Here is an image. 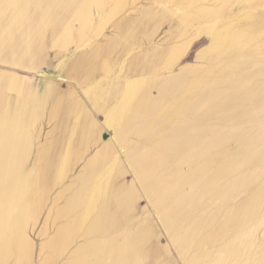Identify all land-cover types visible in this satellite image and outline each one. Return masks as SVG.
<instances>
[{"label":"rangeland","instance_id":"374dc122","mask_svg":"<svg viewBox=\"0 0 264 264\" xmlns=\"http://www.w3.org/2000/svg\"><path fill=\"white\" fill-rule=\"evenodd\" d=\"M5 84L0 264H264V0H0ZM161 84L181 133L121 131Z\"/></svg>","mask_w":264,"mask_h":264},{"label":"bare ground","instance_id":"6f19581e","mask_svg":"<svg viewBox=\"0 0 264 264\" xmlns=\"http://www.w3.org/2000/svg\"><path fill=\"white\" fill-rule=\"evenodd\" d=\"M128 62H130V61H128ZM125 64H127V63H125ZM157 68H158V65H157ZM145 94H146V92H145ZM169 101H170V99L168 100L167 90H166V85L165 84H161L159 86L158 94L156 96L145 97L143 100H142V97H138V96L133 97L130 100V103L131 104H130V106L128 108L129 110L126 111L124 117L122 115V120H120L124 127L121 128V129L119 128V129L121 131H123V132H127L128 131L129 133H133V132L134 133H140V131L145 130V132H146L149 128H151V129L154 128L153 127V124H155V123L163 122V124H166V123H169L170 124V126H168L167 129H168V131H170L171 134H174L177 131L181 133V130L183 128V127L180 126L181 118L179 116L175 117V115H174V110L175 109L169 110V107H170ZM124 104H126V103H124ZM178 113L179 112H177V114ZM144 117L146 119H144ZM147 119H149L148 122H147ZM120 121H119V123H120ZM119 123H118L117 126L120 125ZM120 126H122V125H120ZM150 130H149V133H150ZM119 135L121 137L123 136L121 134H119ZM175 137L180 138L179 136H175ZM149 140H151V139H149ZM193 148H194V150H197V151H195V155H198V154H200L202 145H200V143H195V147H193ZM163 152H165V151H163ZM100 153H104L105 154L104 156L103 155H100V157H102L101 159L103 160V162H104V160H106L104 162L105 167L102 166L101 167V169H102L101 171H94V170L93 171H90L89 172V175H88V177L91 180V184H92V188H93L91 193L94 194V196H93V197H95L94 198L95 199L94 201H97L98 198H101V197L104 198V197H108L109 196V193L107 191L108 183H106L108 181L105 179V175L112 168V164L107 163V161L108 162L110 161L109 160L110 159V152L105 149V150L101 151ZM128 153H129V155H133L131 151L128 152ZM134 157H136V156H134ZM148 167H150V165ZM95 170H97V168ZM138 172L140 173V171H138ZM106 177H107V175H106ZM131 192L132 191L130 189H128L124 193L125 196L123 198H120L121 200H119V199H117V200H119L120 203L121 202L129 203V202H127L126 199H127V196L128 197H131V195H132ZM93 206H95V207H93ZM101 209H102L101 206L99 207V209H98V207L96 208V204L90 205L87 208V210L88 211H91V213L94 210H97L98 211V210H101ZM125 216H127V213L122 214V217L121 218H125ZM178 219L179 218H177V217H171L170 218V223H169L170 224V227L174 228L173 227V226H175L174 223L175 222H178ZM178 226H180V223H179ZM218 250L219 249L217 248L215 250V252L213 251L214 254L211 255L212 257H211V260L210 261L213 264H221L220 263L221 259L220 258H217V255L219 254V251ZM225 253H226V251H223L222 252V255L224 256ZM227 253L229 254V252H227ZM202 260H204V259H202ZM207 264H210V263H207Z\"/></svg>","mask_w":264,"mask_h":264},{"label":"crops","instance_id":"0c3cea01","mask_svg":"<svg viewBox=\"0 0 264 264\" xmlns=\"http://www.w3.org/2000/svg\"><path fill=\"white\" fill-rule=\"evenodd\" d=\"M7 79V78H6ZM1 81H3V80H1ZM5 81V80H4ZM7 82H9V79H7L6 80ZM6 86L7 87H9L8 86V84H5V85H0V93H4L5 91H6V89H9V88H6ZM31 93H33V92H31ZM1 95V94H0ZM3 96V95H2ZM29 99V98H28ZM30 101H31V99H30ZM35 103V100L32 102V104H34ZM34 107V106H33ZM13 108H18L17 109V112L15 113V116L17 117L16 119H17V123H16V126L18 125V124H20V125H24L25 124V113L24 114H22V115H20L19 113V110H24L25 108H26V106H25V100L24 101H22L20 104H17L16 106H14ZM16 109H13L12 111H15ZM11 115H14V113H12L11 112ZM9 119H12V117H10ZM14 119V118H13ZM29 121H31V119H29ZM8 122H11V120H9ZM26 125H27V123H26ZM24 133H25V128H24ZM0 137H2L1 138V140H3L4 138H3V136L2 135H0ZM22 140V141H21ZM5 139H4V142H3V146L5 145ZM24 142H25V137H24V135L21 137V135H17V137H15V138H13L12 139V143H11V146H13L12 148H11V152H9V156H11L13 153H19L20 152V155L21 154H23V152H24ZM4 154V152H2V154L1 155H3Z\"/></svg>","mask_w":264,"mask_h":264}]
</instances>
